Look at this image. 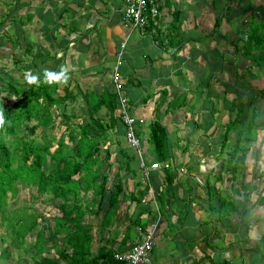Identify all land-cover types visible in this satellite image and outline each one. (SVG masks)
<instances>
[{"label": "crops", "instance_id": "1", "mask_svg": "<svg viewBox=\"0 0 264 264\" xmlns=\"http://www.w3.org/2000/svg\"><path fill=\"white\" fill-rule=\"evenodd\" d=\"M122 8V0H0V38L5 36L10 45L16 41L18 46L25 44L30 69L40 63L50 71L56 70L59 63L66 65L69 76L77 80L70 83L74 91L78 85L84 91L96 92L111 90L112 86L117 102L119 98H129L127 110L138 118L144 141L147 123L155 119L168 127L173 140L188 138L185 151V144L172 149V161L180 158L182 168L151 169L146 178L135 160L130 162V168H104L109 173L108 187L110 183L122 184L119 204L121 208L125 205L123 212H128L129 218L138 212L136 220L145 224L144 238L153 232L154 244L147 264H250L260 231L251 213L243 215L242 206L264 203V168L249 167L244 175L227 168L221 176L219 168H186L185 164L203 136L209 140V131L198 141L194 139L207 122L205 119L212 115L215 117L210 120L222 118L225 124L234 118L232 111L220 110L225 98L233 107L237 104L235 92L239 88L244 91V83L255 92L264 89V79L254 75L257 72L238 80L246 77V60L240 58L242 40L250 35L252 24L263 22L264 0H159V14L149 19L143 29L124 21ZM217 17L221 24L218 36L211 33ZM203 21L205 26L198 27ZM14 50L13 46V62ZM182 68H187L188 77L183 78ZM107 69L112 78L106 76ZM180 77L188 79L185 86L179 83ZM173 97L182 99L176 105ZM117 108L119 113V102ZM214 108L216 112L212 114ZM110 135L108 142L115 148L113 157L120 147L129 150L131 145L124 135L112 140ZM144 150L150 156L148 143L144 142ZM151 163L146 165L150 167ZM213 164L215 161L207 167ZM251 165L255 166V162ZM217 170L218 176L211 180L210 174ZM223 189L226 196L221 194ZM137 192L140 196L135 195ZM109 195L108 191L107 199ZM221 200L222 207H229L230 219L224 221L225 225L215 223L209 214L218 211ZM205 201L211 210H207ZM119 219L110 232L113 239L105 247L124 253L139 242L141 228L124 215Z\"/></svg>", "mask_w": 264, "mask_h": 264}, {"label": "trees", "instance_id": "2", "mask_svg": "<svg viewBox=\"0 0 264 264\" xmlns=\"http://www.w3.org/2000/svg\"><path fill=\"white\" fill-rule=\"evenodd\" d=\"M149 19L151 20V18ZM219 19L218 17L215 18V29L211 33L218 30ZM259 26L262 28L259 30V36L264 37V35L260 34V32L264 34V20ZM249 37L251 35L246 38L247 41H249ZM261 47L257 48L261 49ZM10 55L13 62V55ZM261 59L264 65V54L261 55ZM13 63L15 65V62ZM61 65L62 63H59L57 69L51 71H59ZM38 76V83L30 84L23 88V86L14 84V82L12 84L10 82L11 78L7 79L0 74L1 81L7 85L0 84V110H3L6 119L4 126L0 127V214L3 211L1 208L3 200L7 192L13 189L16 180L22 177L29 182L36 181L38 188L41 189V193H52L60 199L58 204H56L59 208L56 207L61 214L52 217V220L55 222L47 231L46 238L44 237L45 234L37 233L34 242L35 251L33 253L32 264H120V261L115 259L116 251L113 248L102 246L95 252L91 251L93 233L92 231L90 232V225L81 224L79 221V226L75 231L71 227L74 224L72 221L79 220L88 212L90 215L95 214V216L101 214V220L98 223L101 232L103 230L111 232L117 221L120 220L119 218L122 215L126 216L128 214L127 212L121 214L123 209L121 208V204H119V197L123 191L122 184L117 182L112 185L110 183V187L107 186L109 173L104 168H101L102 164L105 163L106 157L103 158L102 162L101 160L97 161L98 168H93L94 154L96 151H99L100 139L105 133H108V127H114L116 132L110 135V140L114 139L117 135H124V133V139L126 140V127L122 121L121 114L117 113L118 102L116 93L112 86L111 90L107 89L98 93L90 90L82 92L78 85L75 86L76 91H74L73 88H70V80L67 85H62L59 88V84L57 83L50 85L44 83L43 71ZM58 93H60L59 96ZM75 93L79 95V101L82 105L79 103L78 106L74 105L76 101ZM181 99V97H177L174 102ZM67 100H70L72 104L68 103ZM74 107H79V110L85 115V119H89V122L78 124L79 129L74 124H69L70 118H75L76 116ZM101 107H105L108 110L107 113L110 114V118L106 122H103L100 117H96V113L100 111ZM115 109L116 113L114 112ZM211 113L213 114V112ZM56 115L59 117L58 121ZM236 117L237 114H235L232 120L237 119L239 121V118ZM52 125L54 126L53 131L55 134L52 138L45 137L41 141H36L33 137H30L38 131L39 127H52ZM140 125L138 120L134 127L135 135L139 139L141 147L139 148L140 153H138L133 145L128 146L129 150L120 147L118 154L114 157L111 156L112 161L118 163L116 168H130V162L133 160H135L139 168L141 161H144L146 164L157 161L162 165V168H172V160L174 159L172 149L174 147L180 148L185 144L182 147L183 151H185L187 146L186 138L173 140L168 127L155 119L149 123L148 136H145L144 141ZM246 126L252 129L249 120ZM61 127L67 128V131L61 130ZM93 128H95L96 132H93ZM56 131L59 133L56 134ZM176 131L174 130V132ZM246 132H249V130L244 129L243 133ZM9 135L11 137H8ZM144 142L148 143V149H151V151L149 150L150 156L144 150ZM127 144L129 143L127 142ZM225 144L226 140L223 141L220 154H223ZM140 154L141 156H139ZM230 154L229 158L236 155L234 151ZM49 159L53 163L48 167V171L45 168L41 169L43 163ZM165 163L168 164L167 167L163 166ZM106 166L107 168H111L112 164L107 163ZM85 172L92 173L91 181L90 178H86ZM75 175H77V181L71 182V179H74ZM31 176L32 178H29ZM143 176L146 178L149 175L145 176L143 174ZM91 185H93V188ZM91 189H93L92 194L94 193V196L97 198L96 203L93 205L95 208L89 209L85 206V202ZM108 191L110 192L109 199H107ZM73 192L76 194L77 202L71 207L63 202L65 197L70 199L68 195L73 194ZM95 193L101 196L99 197ZM104 197L105 201H103ZM136 198L134 196V199ZM223 201L221 200V205L218 206L219 213L224 210L222 207ZM137 214L138 212H136V215L130 216V218L126 216V220H130L129 222H132V225L133 223L134 225H139L142 230L144 223L136 220L138 218ZM113 217L116 218L113 219ZM29 218H19L20 220L18 221H21L19 230L14 231L13 229V234L15 232L20 237L18 239L19 242L24 240L26 234L36 229V225L38 224L36 218L32 214ZM58 239L61 243L70 244L69 247L72 249L69 254L65 253L63 249L55 248L53 254L47 253L45 241L58 242ZM143 240L144 237L143 239H139V241ZM38 256L40 257L39 261ZM62 259L65 262L59 261ZM22 263L24 264V262Z\"/></svg>", "mask_w": 264, "mask_h": 264}, {"label": "rangeland", "instance_id": "3", "mask_svg": "<svg viewBox=\"0 0 264 264\" xmlns=\"http://www.w3.org/2000/svg\"><path fill=\"white\" fill-rule=\"evenodd\" d=\"M246 22L247 20H245L243 24L244 25L247 24ZM201 25L205 26V22L203 21L202 24L198 25V27H201ZM220 27H221V24H219L217 29H220ZM259 30H260L259 25L255 26L252 24V26H250V31H249L251 35V37H249L250 40L249 41H247L246 39L242 40L243 45H242V54L240 55V58L246 60L245 62L246 67L243 70V72L246 74V77L238 78L239 81L240 79H242V81L245 80L250 73L254 74V72L255 73L257 72V75L254 74L255 77L257 76L256 77L257 79L259 78H261V80L262 78L264 79V65L261 59V55L264 54V37L259 36ZM218 31L219 30L215 31L213 34L218 36V33H219ZM14 32H16V29H13V33ZM2 37H5V36H2ZM2 37L0 38V43L2 44L0 45V74L3 75V77L7 79L11 78L10 82L12 84L14 82V84L23 86V88L29 86L30 84H28L24 80V75H23L24 72L31 70L32 73L39 75L40 72L45 69L44 68L45 66L43 67L42 63H40V65L37 66L36 68L30 69V62H28L26 59L27 57H25V44H22V46H18L19 44L18 41L13 43V46L15 49L14 53L16 56V60L14 61L15 65H14V63L11 61V58H10L11 57L10 54L13 55V52L11 49L12 45L8 43V40L6 37L4 39ZM181 37H183L182 34H181ZM254 40H255V46H254ZM193 42L194 41H192V44ZM240 43L241 42L238 43L239 47H240ZM259 46H262L261 49L257 48ZM57 63L58 61L56 60V64ZM185 70H187V68H182V71H184L182 74L183 78H185V76L188 77V75L185 73L186 72ZM104 71L106 72V76H107L109 74L107 73L108 69ZM109 78H112V76L110 75ZM256 78H253V79H256ZM79 79H80V76H79ZM69 80L71 81L70 82L71 84L75 82L77 83V80H74L72 75L70 76ZM187 82H188V79L186 81H183L181 77L179 78V83H181L182 85L185 86ZM2 83L4 86H7L5 82L1 81L0 79V84ZM61 86L62 85L59 84V88ZM243 86L245 89L244 91L242 88H239L235 92L234 100L237 102V104H234V106L231 107L229 98H225L224 102H222L219 106L221 112H224V111L231 112L232 111L233 113L237 114L239 121L237 119L236 120L231 119L229 122L222 124V118L220 119L215 118L214 121L210 120V118L215 117V116L213 117L212 115L209 119H205L207 120V122L204 125H202V130L199 132V134L198 133L194 134L198 136V138H194L195 136H192V138H194L195 141H198V139L204 133L209 131L210 133H208L207 135V138L209 140L207 141L206 137L203 136L202 141L198 145V148L201 147L202 151L200 152V149L198 148L197 150H195L196 152L193 151L194 154L192 153L189 156V162L185 164L186 168H219L220 170L219 174L221 176L225 175V172L228 170L227 168L233 169V170L234 168H237L236 170H238V173L242 171L243 175L246 172L245 170L249 167L250 168H264L263 167L264 166V89L263 90L258 89V91L255 92V90L253 89L251 85H250L251 88L249 89L245 87V83L243 84ZM83 87L85 88L86 85ZM81 90L82 92H84L83 88H81ZM99 92H102V90H100ZM124 94H126V92ZM59 95L60 93H58V96ZM75 95H76V102H74V104L76 105L77 102L81 104L79 101V95L76 93ZM176 99L177 97H173L172 100L174 101ZM70 100L69 101L67 100V102L71 103ZM127 101L130 103L129 98L127 99ZM175 103L177 105L178 102H175ZM169 104L170 102L167 103L168 106ZM229 107L231 109H228ZM166 109L163 110V112L167 111ZM74 112L76 116L75 118H70L69 124H74V126L79 129V126H77L78 124H81L87 121L89 122V119L88 120L85 119L84 117L85 115L79 110V107H74ZM107 112H108L107 109H102L96 113V117H100V119L103 120V122H106L108 118H110V114ZM114 112L116 113V110ZM117 112H118V108H117ZM212 112L213 114H215L216 112L215 108ZM159 114H161V111L158 112V115ZM56 118L58 121V118H59L58 115H56ZM248 120H249L250 125L252 126V129L247 128L246 126V123L248 122ZM218 126L219 128L215 129ZM244 129L249 130V132L243 133ZM53 130H54L53 125L52 127H48V126H44L42 128L39 127L38 131H36L35 134L31 135L30 137H33L34 140L36 141H41L45 137L46 138L49 137L50 139L53 136H55ZM61 130L67 131V128L61 127ZM107 130H109L110 132L105 133L104 136L100 139L101 141L99 142V151L98 152L96 151L94 154L93 168L95 167L98 168L99 166L96 164L97 161L101 160L102 162L103 158L105 157H106L104 160L105 163L112 164L111 168H116V165L118 164L117 162L112 161V157H111L115 149L114 143L109 144L108 142V135L112 133L115 134L116 133L115 128L108 127ZM93 132H96L95 128H93ZM142 132L143 131H141V133ZM58 133L59 132H57L56 134ZM145 135L148 136V123L145 128ZM8 137H11V136L9 135ZM25 138H27V136H25ZM186 140H188L187 137H186ZM225 140H226L225 149L223 150V154H220L221 146L223 145V141ZM149 147L151 148L150 145ZM190 148L191 150L194 149V147H190ZM190 148L187 147L188 150H190ZM233 151L235 152L236 155H234L232 158H229V156L231 155L230 153H232ZM106 159L108 160L106 161ZM180 161H181L180 158H178L176 162L173 161L172 168H182L183 166L179 164ZM214 161H215V165L213 164L210 167H207V164H211L212 162L214 163ZM249 161L252 164L255 162V166H252ZM197 162L199 164H197ZM52 163L53 162L50 159L48 161H45L41 169L45 168V170L48 171V167L51 166ZM105 163L102 164L101 168H107ZM212 172L213 173L210 174L211 175L210 178L211 180H215L216 177L218 176V170L216 172L215 171H212ZM85 173H86V178L87 179L90 178V181H91L92 173L91 172H85ZM206 176L207 174H205L204 177ZM29 178H32V176ZM73 178L74 179H71V182H76L78 179L77 175H75ZM220 180H223V179H220ZM91 186L93 188V185ZM40 190L41 189L38 188L36 181L29 182L21 177L20 179L14 182L13 189H10V191L7 192L3 200V204L1 206L3 211L0 214V264H23L22 262H24V264H32V259L34 256L33 253L35 251L34 242L37 237V233L45 234L44 237L46 238L47 231L49 230L51 226H53V223L55 222L54 220H52V217L61 214L60 211L57 209L58 206L56 205L58 204L60 199L55 197L52 193H48V192L41 193ZM92 190L93 189H91L90 190L91 192H89V194L87 195L86 202H85V206L89 209L95 208V206L93 205L94 203H96V198H97L94 196V193L92 194L93 192ZM223 190L224 192H221V194L226 196V190L225 189ZM95 195L99 197L101 196L100 194H96V193ZM135 195L140 196V192L135 193ZM68 197L70 199L65 197L63 203L72 207L77 202L76 201L77 197H76L75 192H73V194H69ZM103 201H105V197L103 198ZM82 202L84 201L82 200ZM244 204L245 202L242 205ZM204 205L207 206V210L210 209L211 207L208 201H205ZM215 205H218V204H215ZM122 208H123L122 210L123 212L125 209L124 204L122 205ZM228 208H229L228 205H226L223 207L224 210L222 212L219 213L218 211L216 212L211 211L209 214L211 218L214 219L215 223L220 222L223 225H225L224 221L230 219ZM242 208H243V212H242L243 215L249 216V214L251 213L255 217V219L258 221V229L260 231L259 236H258V241L256 244L257 249L255 250V252L253 251V253H251L249 263L250 264H264V203H260V202H256L255 204L251 203L250 208L249 206L247 207L242 206ZM253 210H257V212L253 213ZM31 214L34 215V217L37 220L36 222H38V224L36 225V229L26 234L23 240L24 242L23 241L19 242L18 239L20 237L15 232L13 234V229L14 231L19 230L18 228L21 225V221H18L20 220L19 218H29ZM113 214L115 215V213ZM3 217L5 218L3 219ZM100 220H101V214L98 216H95V214L90 215V213L87 212L86 215H84V217H81L79 220L72 221L74 223L71 226L73 231H75L77 227L79 226L78 225L79 221L81 224H85L87 226L90 225L91 227L90 232L92 231L93 233V242L91 244L92 252H95L99 247H102V246L105 247L106 245H109V242L113 239L112 238L113 235L112 233H110V231L103 230V232H101V229L99 228V224H98ZM155 223H157V221ZM138 233H140L139 235L141 236L140 239H143V230H138ZM20 243L21 244L23 243V245H21ZM45 243H46V251L50 255L53 254L54 248L63 249L65 250V253L67 252V254H69L72 249L71 247H69L70 244L68 243L66 244L64 242L61 243L59 239H58V242L46 240ZM21 247L24 250H22ZM238 250L239 248L236 247L235 252L237 253ZM37 258L39 261L40 257L38 256ZM59 261L65 262L64 259L59 260ZM120 263H123V262H120Z\"/></svg>", "mask_w": 264, "mask_h": 264}, {"label": "built area", "instance_id": "4", "mask_svg": "<svg viewBox=\"0 0 264 264\" xmlns=\"http://www.w3.org/2000/svg\"><path fill=\"white\" fill-rule=\"evenodd\" d=\"M122 18L125 22L135 27H143L149 18H154L159 14V0H122ZM119 113L126 127V140L133 145L140 153L139 139L135 135L134 127L137 119L131 116L127 110V100L121 99ZM141 156V154L139 155ZM167 167L168 164L163 165ZM159 162L154 161L150 167L141 161L140 168L145 176H148L151 169L161 168ZM144 201V199H143ZM154 244V235L149 231L143 241L133 243L124 253H116L115 259L125 264H147L150 261L149 253Z\"/></svg>", "mask_w": 264, "mask_h": 264}, {"label": "clouds", "instance_id": "5", "mask_svg": "<svg viewBox=\"0 0 264 264\" xmlns=\"http://www.w3.org/2000/svg\"><path fill=\"white\" fill-rule=\"evenodd\" d=\"M24 80L28 84H36L39 80V76L37 74H34L31 72V70L24 72ZM43 79L44 83L46 84H61V85H67L70 76H69V70L66 65H61L59 71H50L49 69L45 68L43 70ZM129 104V102L127 101ZM138 120V118H136ZM6 123L5 115L3 110H0V127H3Z\"/></svg>", "mask_w": 264, "mask_h": 264}, {"label": "bare ground", "instance_id": "6", "mask_svg": "<svg viewBox=\"0 0 264 264\" xmlns=\"http://www.w3.org/2000/svg\"><path fill=\"white\" fill-rule=\"evenodd\" d=\"M130 24V23H129ZM131 25V24H130ZM132 26V25H131ZM133 28H137V29H143V27H135V26H132ZM122 98H119V100H118V102H119V105H120V100H121Z\"/></svg>", "mask_w": 264, "mask_h": 264}]
</instances>
